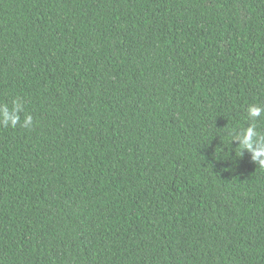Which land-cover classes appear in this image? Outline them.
Here are the masks:
<instances>
[{
	"label": "trees",
	"instance_id": "trees-1",
	"mask_svg": "<svg viewBox=\"0 0 264 264\" xmlns=\"http://www.w3.org/2000/svg\"><path fill=\"white\" fill-rule=\"evenodd\" d=\"M18 97L0 264H264V0H0Z\"/></svg>",
	"mask_w": 264,
	"mask_h": 264
},
{
	"label": "clouds",
	"instance_id": "clouds-1",
	"mask_svg": "<svg viewBox=\"0 0 264 264\" xmlns=\"http://www.w3.org/2000/svg\"><path fill=\"white\" fill-rule=\"evenodd\" d=\"M21 98L13 100V107L9 108L7 103L0 104V126L15 127L20 123L21 116L18 115L23 110L22 105L18 101ZM247 118L251 119L253 123L243 128L242 131L236 132L233 129L229 134L232 136V142H238V146L243 150L241 155L246 150L251 153L253 163L264 168V134L257 131L256 120L264 116V105L258 103H251L246 108ZM33 124V117L31 114L25 115L22 127H31ZM255 145V146H254Z\"/></svg>",
	"mask_w": 264,
	"mask_h": 264
}]
</instances>
